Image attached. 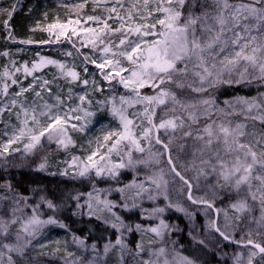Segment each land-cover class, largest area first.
I'll return each instance as SVG.
<instances>
[{
    "label": "rangeland",
    "instance_id": "rangeland-1",
    "mask_svg": "<svg viewBox=\"0 0 264 264\" xmlns=\"http://www.w3.org/2000/svg\"><path fill=\"white\" fill-rule=\"evenodd\" d=\"M239 2L241 0H229V3ZM242 2L247 3L249 0H242ZM80 4L84 5L83 8L76 7V5ZM13 7L15 10L12 14L21 12L24 22L21 27L17 24L12 25L11 21L7 19L8 15L0 21V107H3L5 103L10 102L12 99H17V105L12 108L11 112L5 110L3 113H0V152H3L4 146L8 145L9 139L13 137L14 133L21 126L16 117V112L20 111V105L23 104L24 107H27L26 104L35 96V92H40L38 102H44V98L55 101L56 108L59 110L61 117L68 121L65 128L72 143L64 147L58 144L56 139L49 140L46 133L45 136L41 137L40 144L37 145L40 153L36 161L40 162V164L35 165L36 169L42 173L59 175L63 174L62 172L66 170L65 168H70L67 172L71 169L81 170V167L87 163L86 157L96 148L97 138H101L102 142V137L105 133L120 129L119 119L114 117L111 112L113 103L119 108L121 107V96L135 99L134 93L129 89H125L119 83L118 77L113 80L104 79V75L108 71L107 67L104 71L97 67V64L102 62L101 53L98 49L92 48L90 44L91 35L85 34L82 31L84 28H99L102 26L94 21H89L87 18L89 16L99 17L101 20L107 18L109 15L107 9L112 7V0H99V3H97V0H0V12L7 14ZM117 7L119 9L118 5ZM121 15H124L123 11H121ZM70 19L79 21V23L70 25L67 36L61 35L59 40L56 39L59 29L53 32L46 30L50 24H67ZM5 21H8V27L5 26ZM109 23L112 27L118 26V22L115 20H109ZM147 23H155V20L149 19ZM71 28H76V35L72 34ZM157 31H159V28ZM67 37H70V39ZM153 38L151 36L147 37L149 41ZM25 40H31L33 43L25 44L23 43ZM42 41H48V43H42ZM116 42L118 43V40ZM66 53H71V55H66ZM19 56L25 57L28 60L27 63L30 65L27 63L15 65L14 63ZM86 56L90 58L89 61L85 60ZM40 57H47L63 63L66 69H74L79 74L78 79L73 81L70 78H66L55 65H46L43 68L37 69L32 75H26L24 67L31 68L33 63L39 61ZM91 60H95L96 64L91 63ZM121 62L123 67H130L127 61L122 60ZM12 66H19L17 68L19 71L11 69ZM180 66L183 67L182 64ZM188 67L190 69L188 79L195 81V78L191 75L192 64L189 63ZM85 68L87 71H85ZM5 72L9 73L7 77L4 76ZM84 74L88 78L84 77ZM122 75L127 77L128 73L125 72ZM27 76H29L27 81H22ZM254 76H258V73H253L250 70L248 80L258 79L253 78ZM34 77L37 79L34 80ZM12 79H16L18 83L12 84ZM222 79L227 80L229 77L224 75ZM45 80L49 83L42 88L40 85ZM84 80L88 81L87 85L83 83ZM260 80L264 82V79ZM4 83L9 85L7 96L3 93ZM30 84L34 85V88L25 92L21 97L16 98L13 95L19 92L21 87L28 88ZM221 84L222 82L211 86L205 84L206 91L203 93H195L189 89L191 92H178L177 96L184 103L198 102L203 99L213 101V97L206 93L209 89ZM147 86L150 85H146L145 87ZM195 86H199L198 81H195ZM144 88L140 89L142 96L156 94V89H152L151 93H144ZM81 95L86 96L84 102H81L78 98ZM57 97H59V101H57ZM238 97L246 99L257 98V102L260 103L264 100V92L260 95L253 94L252 96L237 94L227 98L226 101L230 103H224L222 106L225 112L233 111V107L236 112V114L227 118L223 116V122L231 120L232 126L238 122H245L249 125L246 131L252 132L254 129L251 125L255 124V121H245L244 116L239 115L240 109L244 105L235 103ZM124 107L127 109L125 114L128 118L134 120L135 125H137L134 128L135 134L140 136L143 128L149 127L147 120L143 116L144 108L148 107V105L132 104L130 106L125 105ZM173 107H176L174 113L169 111ZM216 108L217 106L214 102L212 111ZM28 109L29 113L32 112L30 108ZM72 109H76V111H72ZM85 111L93 115L85 116ZM136 113H140L141 115L137 116L135 115ZM165 113L168 114L165 115ZM196 113L198 119L206 117L203 114V106H200L196 110ZM252 114L255 115L256 112L254 111ZM75 116L81 117V120L71 119V117ZM171 116L183 118L185 126L175 131L171 129L167 131L159 129L157 135L162 141L172 139L174 136L179 140L183 135L182 130L189 127V124L186 123L188 120L187 112L178 105L174 106L171 102L156 108L154 122L158 124L161 118L168 119ZM21 117L23 119L22 115ZM48 123L42 122L35 129L38 131L46 127ZM72 124H77L78 126L84 125V130L78 131L73 129L71 127ZM29 126L32 127L31 122ZM203 127H197L195 136L204 135L202 132ZM255 130H259L256 125ZM152 135L154 137V131ZM89 141H91V144ZM29 142L27 136L14 140L11 145H8V151L15 145L19 146L18 148L16 147L17 150L22 149L21 155H24L28 152L25 149V145ZM52 143L54 147L50 148L49 146ZM155 144V139L152 140L151 144L146 140H141V146L144 147L145 151L143 153L133 151V158L146 160L148 163L139 164L134 169L126 168L130 175L128 181H120L111 189L92 188L87 191L82 200L78 201L76 205L78 213L94 216L117 231L114 239L104 241L99 245L85 243L83 240L72 236L64 227H61V223L44 214L45 205H41V201L37 202L34 199V203H37L26 207L22 206L24 197L18 195V192L15 190H8L12 189L8 183L9 175H7L11 170L5 164L6 161L0 160V223L7 224L8 226L7 233L0 231V264H10L9 257H11V264H143L144 261L164 264L165 260L168 261V264H187V261H192L193 264H248L251 253L256 252V250L236 243L234 244L238 248H231V246H226L217 240L214 236L213 227L210 226L214 220L213 212L210 213L206 205H201L195 208V210L188 208L184 200L182 198L179 199L181 186L174 180H170L166 168L162 165V155H150V153H164ZM5 153L3 152L0 158ZM100 154L103 155V151ZM220 155L222 157L226 155L223 148H221ZM73 157L78 158L75 164H73ZM174 157L176 165L182 172L188 173L190 178L197 176L191 152L186 149H179L174 153ZM111 160L113 163L119 162V158L115 153L112 154ZM157 160L159 161L158 163L156 162ZM42 164L44 165L43 168L40 167ZM161 175H163L164 180L168 179L172 182V186L170 187L175 193L173 197H167V199L164 197L165 195L162 196L164 198L163 205L157 208L152 206L149 209L150 204L154 202V198L149 199L148 197L150 195L154 197L157 193L159 197L158 191L163 185L158 189L148 178L158 179ZM189 177L185 176V178ZM218 177L221 179L218 181V184L215 183V180H212V182L194 190L192 192L193 198H203L206 201L213 199L214 201L218 190L220 191L219 186L222 187L223 178L220 174ZM141 183L148 191L137 196L136 193L139 191V188L135 187V185H140ZM257 184V181H253L251 191H256ZM118 189H124V191L121 192ZM243 197H250L252 199L247 185H244L243 195L237 200L243 199ZM100 201L111 202V211ZM253 202L255 208L258 210L252 220L253 226L247 229L246 233L240 231V235L237 237H234V235H236L235 228L239 225V218H237L238 214L236 210L231 207L234 202L228 201L222 208L216 209V225L232 241L241 242L251 239L249 234L258 230V226L261 224L259 221L262 209L258 198L253 200ZM208 203L212 205L211 201H208ZM119 206L120 208H136L142 217L147 218V223L135 224L137 238L132 247H129L128 244V231L124 227V222L115 209V207ZM168 207L175 210L174 213L181 215L185 220L186 226L183 240L186 244L184 248L177 241L178 235L176 234L178 233V228L174 223H169L166 220L165 210ZM158 208H162L164 211L154 212V209ZM33 216L37 217L40 221L51 219L55 223H42L37 226L35 234L29 236L23 232L22 226ZM13 221L15 222L13 223ZM161 221H163V226L161 225ZM152 228H157L159 234L152 232ZM17 234L21 237L19 241L16 239ZM117 240L121 243L117 244ZM257 242L260 243L259 241ZM17 244L25 245L23 255L16 251H9L5 247V245L16 246ZM138 245L140 247H137ZM106 246L107 251H105ZM161 248L165 252L162 256H158V250ZM206 252L211 253L213 256L207 261L206 259L203 261ZM252 261L254 262L253 264H264V257L256 255L252 257Z\"/></svg>",
    "mask_w": 264,
    "mask_h": 264
},
{
    "label": "snow or ice",
    "instance_id": "snow-or-ice-1",
    "mask_svg": "<svg viewBox=\"0 0 264 264\" xmlns=\"http://www.w3.org/2000/svg\"><path fill=\"white\" fill-rule=\"evenodd\" d=\"M97 3H99V0H97ZM83 6V4L76 5L77 8H83ZM14 10L13 7L11 11H8L9 19H11ZM121 11L124 12V15H121ZM107 12L109 15L104 20L93 16L87 18L89 21H94L102 26L99 28H84L82 31L91 35L90 44L92 48L98 49L101 53L102 62L97 64V67L102 71L107 67L108 71L104 75V79L113 80L118 77L119 83L125 89L131 90L135 99L121 96V107L119 108L113 103L111 112L114 117L119 119L120 129L105 133L102 142L101 138H97V146L86 157L87 163L83 165L79 173L81 176L87 174L90 170H95L96 176L107 173L114 177L120 169H134L139 164H147L148 161L146 160L133 158V151L140 153L145 151L144 147L141 146V140H146L151 144L152 140L155 139L156 143L163 144L159 136L153 137L154 130L165 129L167 131L171 129L175 131L185 126L184 119L179 116H171L168 119L161 118L158 124L155 123L156 108L161 105H166L168 102H171L174 106L178 105L187 112L188 119L193 123L198 120L196 110L200 106H203V114L210 116L214 101L203 99L198 102L184 103L178 98L177 92L173 91V88L177 90L188 88L192 92L203 93L206 91L205 84L211 86L221 82L228 84L243 83L248 80L250 70L253 73H258V76L253 78L264 79V0H249L247 3L242 2V0L239 3H229V0H112V7L108 8ZM149 19H154L155 23H147ZM109 20L117 21L118 26L112 27ZM74 23L78 24L79 21L70 19L67 24L53 23L48 25L46 30L53 32L59 29L56 34V39L59 40L61 35L67 36L69 26ZM5 26L8 27V21H5ZM158 28L159 31H157ZM71 32L76 35V28H71ZM149 36L154 38L149 41L147 39ZM67 38L70 39V37ZM23 43H33V41L25 40ZM42 43H48V41H42ZM66 55H71V53H66ZM89 59V57H85L86 61H89ZM122 60L127 61L130 67H123ZM90 62L96 64L95 60ZM189 63L192 64L191 75L195 78V81H198L199 86H195V81L188 79L190 74ZM181 64L183 67L180 66ZM46 65H55L62 75L73 81L79 77L74 69H66L63 63L47 57H40L39 61L33 63L31 68L25 66L24 72L26 75H32L37 69ZM16 71H19V69ZM85 71H87L86 68ZM125 72L128 73L127 77L122 75ZM8 75V72L4 73L5 77ZM224 75H227L229 79L223 80ZM36 79L34 77V80ZM17 83L16 79H12V84ZM48 83L45 80L40 86L43 88ZM83 83L87 85L88 81L84 80ZM146 85L156 89V94L142 96L140 89ZM8 88L9 85L4 83L3 93L5 96H7ZM32 88H34L32 84L28 88L21 87L20 91L13 95L19 98ZM35 95L39 97L40 92H36ZM78 98L81 102H84L86 96L81 95ZM57 101H59V97H57ZM225 103L229 104L230 102L225 101ZM235 103L244 105L240 109L239 115L244 116L245 121H260L261 124H264V100L258 103L257 98L238 97ZM132 104L148 105L144 108L143 116L149 127L143 128L140 136L135 134L134 128L137 125H135L134 120L128 118L125 114L127 109L124 106ZM16 105L17 99H12L10 102L5 103L3 107H0V113L5 110L11 112ZM44 107L49 106L44 105ZM72 111H76V109H72ZM169 111L174 113L176 107L171 108ZM254 111L256 112L255 115L252 114ZM220 113L225 118L236 114L234 107L231 112H225L221 109ZM167 114L165 113V115ZM21 115L24 117L23 120H20ZM41 115L46 114L42 112ZM91 115L93 114L85 111V116ZM135 115L139 116L141 114L136 113ZM16 117L21 126L9 139L8 145H11L14 140L27 136L30 142L25 145V149L32 150L40 144L41 137L45 136L46 133L49 140L56 139L57 143L64 147L72 143L65 128L68 121L59 115L49 116L50 122L38 131L29 126L30 121L32 125H40L35 109L30 114L29 109L21 104L20 111L16 112ZM71 119L79 121L81 117L75 116ZM71 127L78 131L84 130V125L72 124ZM248 127L249 125L245 122H238L232 126L231 120L219 124L212 121L203 127L202 132L204 135H198L196 139L203 141L204 147L207 149H211L214 143L222 145L224 153L232 157L229 165L220 158V149H217L215 154L220 164V175L225 182H229L234 178L233 187L236 190H239L242 185H247L251 198L253 200L258 198L260 201L262 212L259 223L264 224V128L257 131L253 123L251 127L254 130L248 132L246 131ZM184 135L190 136L192 133L189 131L185 132ZM89 143L91 144V141ZM8 145L4 146L3 152L8 151ZM163 147L168 150L169 144H163ZM102 151L103 155L100 154ZM3 152H0V155H3ZM113 153L119 158L118 163L112 162L111 156ZM150 155L159 156L162 154L150 153ZM77 159V157H73V164ZM168 164L170 171L175 173L187 185L189 200H192L193 203H208L203 198L193 199L192 185L176 170L171 155L168 156ZM40 167L43 168L44 165L42 164ZM213 171H215V165H213ZM148 179L158 189L162 185L166 188L168 183L163 179V175L158 179L152 177ZM253 181L258 182L255 192L251 191ZM135 187L139 188L136 193L137 196L148 191L142 183L135 185ZM118 191L123 192L124 189H118ZM163 194L167 199L166 192ZM148 198L153 199L154 197L150 195ZM100 203H103L111 211V202L100 201ZM49 207H52L51 202H49ZM209 207H211V204H209ZM231 207L238 213L251 210L246 199L237 200ZM163 211L162 208L154 209V212ZM42 223H55V221L51 219L40 221L33 216L22 226V230L29 236L34 235L37 226ZM161 225L163 226V221H161ZM210 226L215 227V224L213 223ZM61 227H64V225H61ZM215 230L225 240L230 239L218 227ZM0 231L7 233V224L0 223ZM151 231L159 234L157 228H152ZM20 238V235L17 234V241ZM120 243L117 240V244ZM247 243L253 244V241L248 239ZM5 247L9 251H16L23 255L25 245H5ZM254 247L259 250V253H264V246L261 244L256 243ZM107 250L106 246L105 251ZM164 252L165 250L161 248L158 250L157 255L162 256ZM256 255V252L251 253L248 264H252V257ZM9 262L11 264V257H9ZM143 264H155V262L144 261ZM164 264H168V261L165 260ZM187 264H193V262L187 261Z\"/></svg>",
    "mask_w": 264,
    "mask_h": 264
},
{
    "label": "trees",
    "instance_id": "trees-1",
    "mask_svg": "<svg viewBox=\"0 0 264 264\" xmlns=\"http://www.w3.org/2000/svg\"><path fill=\"white\" fill-rule=\"evenodd\" d=\"M2 4L4 5V3ZM6 16V13L4 14L0 12V21H2ZM7 19L8 21H11L12 25L17 24L20 27L24 22V20H22L23 18L21 12L12 14L11 19H9V17L7 16ZM24 58L25 57L19 56L14 64L20 65L22 63H27L28 60ZM18 67L19 66H12L11 69H17ZM78 70L79 72H81L80 69ZM84 77H87V75L84 74ZM28 78L29 76L24 77L22 81H27ZM144 89V93H151L150 91L153 88L147 86ZM173 91H176L177 93L186 91L191 92L188 88H185L183 90H177L173 88ZM263 92L264 82H262L260 79H249L240 84L222 83L215 88H211L206 94L213 97V101L215 102L217 108L211 112L210 116L202 117L195 123L188 119L186 123L189 124V127L182 130L183 135L179 140L176 139V136L169 140H161L163 144H169V155H171L173 163L175 165L176 159L174 157V153L177 150L186 149L193 155L194 170L197 172V176L195 178H190L188 173L182 172V170H180L176 165V169L181 173V175L184 176V178L185 176L189 177L186 179L192 185V192L197 188L199 189L202 185H206L207 183L212 182V180H215L216 184H218V181L221 180L218 177L221 172L220 164L215 153L217 149H220L219 155L221 154L222 145L214 143L211 149L205 148L203 141L196 139L197 136H195V132L197 131V127L205 126L212 121H216L217 124L223 122V114L220 113V110L222 109V106L227 98L235 96L237 94L242 96H252L253 94L260 95ZM255 125L259 130L261 128H264V124H261L260 121H255ZM189 131H191L192 135L185 136L184 133ZM155 145L159 149L164 151L163 146L158 143H156ZM178 146L180 147L177 148ZM16 147L18 148L19 146L14 145L10 151L6 152L4 156L0 158V160L6 161L5 164L8 165L9 169L11 170L7 173V175H9L8 183L10 184V187H12V189L8 190H15L18 192V195L24 197V203L21 204L22 206L26 207L28 205H33L38 201H41V205H45V215H49L50 217L54 218L57 222L64 225V228L70 234H72V236L83 240L85 243L99 245L104 241L111 240L116 237L117 231L114 228L103 223L94 216L86 215L84 213H78L76 210V205L79 200H82L84 198L87 191L92 188L99 187L111 189L120 181H128L130 179V175L129 171L126 170V168L120 169L117 175L114 177L108 175L107 173L101 176H96L95 170H90L87 174L81 176L79 174L81 170L79 169H71L69 170V172H67V170L70 168H65L66 170L62 172V175L54 173H42L35 167L36 164H40V162L38 163L36 161L40 153L38 147H35L32 150H28V152L24 155H21L22 149L17 150ZM49 147H54V144L52 143ZM220 158L225 160L229 165L231 164L232 157L230 155H225L224 157L220 155ZM161 159L162 165H164V167L166 168V172H168L170 180H174L176 183L180 184L181 189L179 192V199L182 198L188 208H192L195 210V208H198L201 205H206L208 211L212 213L213 209L216 210L222 208V206H224L226 202L228 203V201L236 202L237 199L239 197H242L243 195L244 185H242L239 190H236L233 187L234 178L229 182H225L224 179H222V187L219 186L220 191L218 190L214 201L213 199L208 200L212 202L211 207H209V203H193L187 198V185L184 184V182L181 181L180 178L175 175V173L170 171V166L165 157V151L162 154ZM205 161H207V163H205ZM213 165H215V171H213ZM170 180H166L168 181L166 188L162 186L161 189H159V197L157 196L158 193L157 195H154V202L150 204L149 209L152 206L157 208L163 205L164 198L162 196H164V194L160 195V193L166 192L168 194L167 197H173L175 192L171 190L170 186H172V182ZM34 199H36L37 202L34 203ZM243 199H246L248 201L251 210L244 213L237 212L239 217V225L235 228L236 235H234V237L240 235V231L246 233L247 229L253 226L252 220L258 212V210L255 208L253 200L250 199V197H243ZM49 202H51L52 207H49ZM115 209L124 222V227L128 231V244L129 247H132V244L135 243V240L137 238L135 224H145L147 223V218L142 217L139 210L136 208H120L119 206L117 208L115 207ZM174 212L175 210H173L171 207H168L165 210V217L167 222L174 223L178 228V233L176 234L178 235L177 241L184 248L186 243L183 240V237L186 223L181 215H176ZM214 236L218 241L224 243L226 246H231V248H238L234 243L227 242L216 232L214 233ZM249 236L252 241H259L260 244L264 246V224H260L258 226V230H256ZM247 247L252 250L254 249L251 246ZM257 255H261L262 257H264V253H257ZM211 256H213L211 253L206 252L203 261H205V259L207 261ZM253 263L254 262L252 261V264Z\"/></svg>",
    "mask_w": 264,
    "mask_h": 264
},
{
    "label": "bare ground",
    "instance_id": "bare-ground-1",
    "mask_svg": "<svg viewBox=\"0 0 264 264\" xmlns=\"http://www.w3.org/2000/svg\"><path fill=\"white\" fill-rule=\"evenodd\" d=\"M37 90H38V88H37ZM43 100H44V102L39 103L38 102L39 98L35 95L32 97V99L29 101V103L26 104L27 108H30L31 110L35 109V114L37 116V119L40 121V124L42 122H50L48 119L49 116H55V115L61 116L59 110L56 108L57 105H56L55 101H53V100L51 101L48 98H44ZM44 105H48L49 107L46 108V107H44ZM42 112L45 113L46 115L42 116L41 115ZM30 114H31V112H30ZM21 118H20V120L24 119V117H23V119H21ZM32 127L35 128L38 126L32 125Z\"/></svg>",
    "mask_w": 264,
    "mask_h": 264
},
{
    "label": "water",
    "instance_id": "water-1",
    "mask_svg": "<svg viewBox=\"0 0 264 264\" xmlns=\"http://www.w3.org/2000/svg\"><path fill=\"white\" fill-rule=\"evenodd\" d=\"M155 136H158L157 135V131L156 130H154V137ZM161 146H163V144H160ZM164 148V147H163ZM165 150V149H164ZM168 156H169V151L168 150H165V157H166V160H167V162H168ZM186 180V179H185ZM187 198H188V191H187ZM191 202H193L192 200H190ZM213 212H214V220H213V223L215 224V227H213L214 228V231L218 234V235H220L216 230H215V228H217V225H216V220H217V213H216V210L215 209H213ZM221 236V235H220ZM222 237V236H221ZM223 238V237H222ZM224 239V238H223ZM226 241H228V242H231V243H236V244H239V245H242V246H251V247H253L256 251H257V253L258 254H262V253H259V250L258 249H256L255 247H254V244H256V243H258V242H254L253 241V244H248L247 243V241L248 240H245V241H241V242H235V241H232L231 239H229V240H226ZM260 244V243H259Z\"/></svg>",
    "mask_w": 264,
    "mask_h": 264
}]
</instances>
